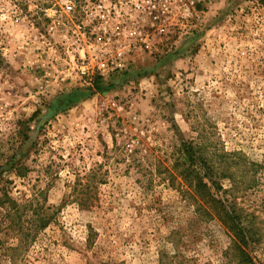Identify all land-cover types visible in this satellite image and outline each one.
I'll use <instances>...</instances> for the list:
<instances>
[{"label": "rangeland", "instance_id": "374dc122", "mask_svg": "<svg viewBox=\"0 0 264 264\" xmlns=\"http://www.w3.org/2000/svg\"><path fill=\"white\" fill-rule=\"evenodd\" d=\"M136 1L0 0V264H264V0Z\"/></svg>", "mask_w": 264, "mask_h": 264}, {"label": "built area", "instance_id": "2783aa9c", "mask_svg": "<svg viewBox=\"0 0 264 264\" xmlns=\"http://www.w3.org/2000/svg\"><path fill=\"white\" fill-rule=\"evenodd\" d=\"M204 2L205 0H174L179 19L187 23L194 21L198 17L197 5H202ZM169 3V0H137L134 6L140 14L148 17L152 28L159 33H165L167 29L165 15ZM66 8L70 10L71 6L68 5ZM134 33L140 41H144L145 32L141 28L137 26ZM117 55L120 56L121 52Z\"/></svg>", "mask_w": 264, "mask_h": 264}, {"label": "trees", "instance_id": "16d2710c", "mask_svg": "<svg viewBox=\"0 0 264 264\" xmlns=\"http://www.w3.org/2000/svg\"><path fill=\"white\" fill-rule=\"evenodd\" d=\"M185 152H188V149L185 150ZM7 164V163H6ZM13 169V172H15V175H20V173H18V169L19 165L15 166L11 165ZM2 201L1 204H8L9 210H13L14 212L17 211L18 208V203L16 201H12L7 195L6 193L3 191L2 193ZM24 208L27 209V211L29 212V219H27L25 221V227L23 228V234L25 237H32V235H34L35 233H37L38 230L40 229H44L47 225H48V219L46 216L40 217V215H42L44 212L38 204L37 205H33L32 202H28L23 204ZM226 207L222 206V216L223 218H227L228 216V212L226 211ZM230 219V218H229ZM240 228V229H239ZM229 231L232 232V234H236L237 235H243L242 233L244 232V230L240 227V225L235 224V222L232 220L231 218V224L229 227ZM240 242H243L244 238L239 239L237 238ZM238 252H239V259L240 262H242V264H253L252 259L248 256V253L246 251H241L238 248Z\"/></svg>", "mask_w": 264, "mask_h": 264}]
</instances>
